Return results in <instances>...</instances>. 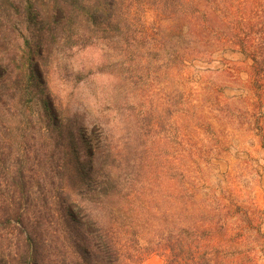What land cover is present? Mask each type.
Returning <instances> with one entry per match:
<instances>
[{"label": "trees", "instance_id": "obj_1", "mask_svg": "<svg viewBox=\"0 0 264 264\" xmlns=\"http://www.w3.org/2000/svg\"><path fill=\"white\" fill-rule=\"evenodd\" d=\"M150 2L0 0V264H140L152 254L164 264H249L241 224L253 220L233 200L198 199L202 189L173 180L183 173L172 171L171 200L145 198L144 185L112 175L122 170L101 127L94 139L50 113L36 65L45 69L54 44L127 32L141 8L163 14L171 5V68L226 46L251 59L253 84L264 80V41L217 35L215 22H232L221 21L216 5Z\"/></svg>", "mask_w": 264, "mask_h": 264}, {"label": "rangeland", "instance_id": "obj_2", "mask_svg": "<svg viewBox=\"0 0 264 264\" xmlns=\"http://www.w3.org/2000/svg\"><path fill=\"white\" fill-rule=\"evenodd\" d=\"M201 1L232 22L211 21L221 26L220 37L264 41V0ZM111 35L84 46L60 41L45 69L36 65L52 116L94 139L101 127L117 152L111 163L122 170L112 175L126 186L144 185L145 198L171 200L172 171L183 173L173 180L202 189L198 199L233 200L253 220L241 224L245 262L264 264V80L252 83L251 59L237 48L212 46L171 68V5L163 14L141 8L127 32ZM140 264L164 260L152 254Z\"/></svg>", "mask_w": 264, "mask_h": 264}]
</instances>
